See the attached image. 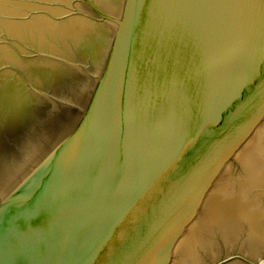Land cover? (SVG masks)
<instances>
[{"label": "water", "instance_id": "1", "mask_svg": "<svg viewBox=\"0 0 264 264\" xmlns=\"http://www.w3.org/2000/svg\"><path fill=\"white\" fill-rule=\"evenodd\" d=\"M0 264H264V0H0Z\"/></svg>", "mask_w": 264, "mask_h": 264}]
</instances>
